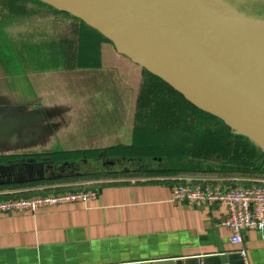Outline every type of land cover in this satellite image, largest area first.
Here are the masks:
<instances>
[{
  "label": "crops",
  "instance_id": "obj_1",
  "mask_svg": "<svg viewBox=\"0 0 264 264\" xmlns=\"http://www.w3.org/2000/svg\"><path fill=\"white\" fill-rule=\"evenodd\" d=\"M83 23L43 2L0 0V161L8 159L0 166L42 165L64 152L100 153L93 159L103 160L107 150L135 142L142 67ZM208 133L221 148L200 152L195 173L103 181L84 189L98 191L92 200L0 215V264H159L236 255L241 247L223 226L226 208L176 203L172 187L182 179L255 184L264 179V151L224 122ZM23 192L40 196L7 188L0 201ZM244 239L247 264H264L262 234Z\"/></svg>",
  "mask_w": 264,
  "mask_h": 264
},
{
  "label": "water",
  "instance_id": "obj_2",
  "mask_svg": "<svg viewBox=\"0 0 264 264\" xmlns=\"http://www.w3.org/2000/svg\"><path fill=\"white\" fill-rule=\"evenodd\" d=\"M36 1L81 20L117 52L264 151V19L249 17L226 0ZM46 171L33 160L0 166V185L42 181ZM159 264L247 261L237 253Z\"/></svg>",
  "mask_w": 264,
  "mask_h": 264
},
{
  "label": "trees",
  "instance_id": "obj_3",
  "mask_svg": "<svg viewBox=\"0 0 264 264\" xmlns=\"http://www.w3.org/2000/svg\"><path fill=\"white\" fill-rule=\"evenodd\" d=\"M12 11L17 12L16 8L12 9ZM90 30L97 35H101L93 29ZM103 39L108 41L105 37ZM142 71L143 78L140 85L134 122L136 128L135 142L131 147L109 149L106 151L107 156H125L128 158L141 156L142 161L140 163L145 168L138 170L136 172L138 174H135L136 177L151 175L155 178L169 176L179 178L182 175L195 173L198 170L195 159L200 155L199 153L202 152L205 156L210 155L216 151L217 147L221 146L217 141V137L213 136V134V137H211V134L208 133L209 127L214 125L216 121H219L221 124L223 122L201 111L198 107H194L182 94L172 89L158 76H154L143 68ZM140 141L142 142L140 146H144L147 150H140V147H138ZM99 154H72L64 152L48 156L52 160L54 159L53 161L61 162L64 160H78L85 156L95 158ZM41 157L43 156H38V158ZM7 160L4 159L0 162L6 164ZM257 171L261 172V168H258ZM101 175V178L103 176H115L114 174ZM89 176L100 175L93 173L89 174ZM115 177L122 179L120 174ZM105 182L108 183L109 180ZM30 185H12L0 187V190H7V188L10 190H22ZM67 191L78 192V190L74 189ZM37 195L46 196L48 194L46 192L43 194L37 193ZM29 196H31L30 193L26 194L23 192L20 194H8L3 199L27 198Z\"/></svg>",
  "mask_w": 264,
  "mask_h": 264
},
{
  "label": "built area",
  "instance_id": "obj_4",
  "mask_svg": "<svg viewBox=\"0 0 264 264\" xmlns=\"http://www.w3.org/2000/svg\"><path fill=\"white\" fill-rule=\"evenodd\" d=\"M173 201L210 208L224 206L227 218L223 226L231 231L233 245L240 246L238 253L247 257L244 234L258 231L264 238V181L252 185H226L223 183L204 184L193 180H179L172 187ZM97 190L65 192L46 196L9 198L0 201V215L15 213H38L46 207H55L70 202H84L95 199Z\"/></svg>",
  "mask_w": 264,
  "mask_h": 264
},
{
  "label": "rangeland",
  "instance_id": "obj_5",
  "mask_svg": "<svg viewBox=\"0 0 264 264\" xmlns=\"http://www.w3.org/2000/svg\"><path fill=\"white\" fill-rule=\"evenodd\" d=\"M225 1V0H224ZM230 4L234 5L238 11L251 16L253 18L264 19V6L260 5L259 2L253 0H226ZM142 142L138 147L140 150H147V148L141 147ZM263 157V155H262ZM117 156H107L103 160H95L88 156L78 159V162L71 164L68 167L59 168V164H64V161L56 162L50 159H45V161L39 160L38 163L45 165L44 168L47 170L44 175V180L41 182H30V186H27L32 192L36 193H46L56 194V193H65L67 190H78L82 191L84 189H89L90 185H97L103 183L107 180H117L118 174L121 178H144V177H154V176H141L136 177L135 174L138 170L145 168L140 162L142 161L141 156L135 158H129L124 161L118 159ZM160 160V158H159ZM162 161V159L160 160ZM8 162V160H7ZM51 163V164H50ZM141 165H140V164ZM96 174L100 176H89V174ZM101 174H114L115 176H109L101 178ZM158 177L157 175H155ZM264 180V179H263ZM262 180V181H263ZM66 190V191H65ZM26 194L28 192H25ZM31 197V196H29Z\"/></svg>",
  "mask_w": 264,
  "mask_h": 264
}]
</instances>
